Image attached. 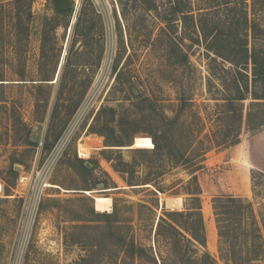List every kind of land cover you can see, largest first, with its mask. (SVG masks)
I'll use <instances>...</instances> for the list:
<instances>
[{
	"label": "rangeland",
	"instance_id": "1",
	"mask_svg": "<svg viewBox=\"0 0 264 264\" xmlns=\"http://www.w3.org/2000/svg\"><path fill=\"white\" fill-rule=\"evenodd\" d=\"M70 1L69 16L42 23L43 17L55 12L52 1L33 0V19L26 29L14 18L13 0H0L5 17L0 23V82L4 83L0 95L5 99L0 101V264H83L90 248L91 264H115V252L103 249L109 243L102 240V231L78 226L96 227L97 221L81 219H94L91 209L110 212L114 203L122 213L125 202L131 205L127 216L134 217L130 223L136 238L151 243L162 209L183 208L187 197L183 187L189 178L186 165L134 150L153 146L151 133L159 128L154 109L173 115L184 93L193 101L190 120L198 114L206 119L216 115L206 90L208 52L190 34L192 30L186 31L192 39L183 37L181 24L175 21V42L188 56V63L181 65L182 53L169 50L157 12L140 6L121 9L117 0ZM81 8L86 19L75 32L72 21ZM108 108L114 110L115 119L110 133L126 144L115 146L111 156L120 153L125 161L137 164L130 178L140 183L155 178L158 189L129 185L114 170L113 160L101 153L105 137L94 130L109 119V112L101 116V110ZM117 121L125 124L118 126ZM45 140L47 149H43ZM12 162L18 171L14 178L8 171ZM252 170L264 172V152L253 149L252 133L242 128L239 143L208 150L204 168L197 172L206 249L216 258L210 199L220 193L241 195L253 202L257 213L263 212L264 180L256 178L253 192ZM100 183L103 187H98ZM103 196L110 198L109 210L95 207V199ZM138 203L152 210L142 207L138 215Z\"/></svg>",
	"mask_w": 264,
	"mask_h": 264
},
{
	"label": "trees",
	"instance_id": "2",
	"mask_svg": "<svg viewBox=\"0 0 264 264\" xmlns=\"http://www.w3.org/2000/svg\"><path fill=\"white\" fill-rule=\"evenodd\" d=\"M13 2L14 18L21 24H26L27 29V24L33 19V0ZM117 2L121 9L126 6L127 8L140 6L146 11L157 12V16L164 23L161 31L168 34L169 50L174 52L176 49L178 54L182 53L179 57L181 65L188 63V56L175 42L174 36L177 34L175 21L181 24L183 37L192 39L186 33L189 29L192 30L190 34L195 35L196 42L201 43L208 52L206 90L211 94L210 99L214 101V108L217 110L212 119H209L210 117L206 119L198 114L195 119L190 120V115L195 113L193 101L183 93L178 98L179 102L173 115H168L164 109L160 112L154 109L156 115L153 116L159 128L155 133H151L152 148L134 149L138 153L165 157L172 164L186 165L189 173L183 187L187 196L183 200V208L162 209L155 224L154 235L150 237L151 243H143L136 238L130 223L134 217L127 216V212L131 210L130 204L124 203V213L117 208L116 203L112 211H102L110 209V198L106 196L95 199L96 209L102 212L91 209L90 216L94 219L85 217L81 219L88 222L97 221L98 225L78 226L99 228L102 231V240L107 239L109 243V246L103 245V249L111 248L115 252V264H218V261L223 264H256L257 261L264 260V211L257 213L251 200L232 193L215 194L210 199L217 233L218 257L207 251L201 202L202 187L197 175V172L204 168L206 152L213 147H229L239 143L242 128L252 133L253 149L256 146L257 151L264 152V0H117ZM159 9H162V13ZM91 11L99 17L92 7ZM122 11L125 15L124 10ZM69 12V10L53 12V16L43 17L42 23H49L60 16H69ZM85 13L81 8L74 24L75 32L83 19H86ZM3 21L4 14L0 13V23L4 24ZM46 28L47 26L43 25L42 34L45 38L48 35ZM119 59L120 57L117 60ZM117 65L118 62L115 63L114 72ZM1 77L2 75L0 80H3ZM215 83L220 88L216 87ZM3 85L4 83L0 82L1 93ZM216 90L221 97L216 95ZM58 96L59 93L57 99ZM4 100L1 94L0 101ZM107 112L109 119L105 118L99 123V128L94 130L105 137L106 147L101 153L106 159L113 160L114 170L119 172L129 185L149 184L158 189L155 178L150 177L142 183L130 178L135 176L137 164L125 161L120 153L116 157L111 156L115 146L126 144L121 138L110 133L114 131V123L111 125L115 120L114 110L102 109L101 116L106 117ZM116 124L122 127L125 123L117 121ZM207 127L210 129L205 132L204 129ZM49 147L45 140L43 149ZM83 162L81 161L82 168L89 172ZM8 171L12 178L17 176L18 171L14 169V162L10 164ZM250 178L254 192L255 180L256 178L264 180V172L252 170ZM88 186L90 184L86 185ZM142 207L152 210L147 205L138 203V215ZM92 252L93 249L90 248L89 254L81 259L83 264H91ZM104 259L108 257L104 256Z\"/></svg>",
	"mask_w": 264,
	"mask_h": 264
},
{
	"label": "water",
	"instance_id": "3",
	"mask_svg": "<svg viewBox=\"0 0 264 264\" xmlns=\"http://www.w3.org/2000/svg\"><path fill=\"white\" fill-rule=\"evenodd\" d=\"M51 1H52L53 9L55 12L67 11L72 6L70 0H51ZM76 18H77V16L75 15L73 18L72 24L75 23ZM63 59H64V56H63ZM62 62H60L59 65H62ZM16 168H18V167H16ZM98 187H103V184L102 183L98 184ZM156 223H157V220H156Z\"/></svg>",
	"mask_w": 264,
	"mask_h": 264
},
{
	"label": "built area",
	"instance_id": "4",
	"mask_svg": "<svg viewBox=\"0 0 264 264\" xmlns=\"http://www.w3.org/2000/svg\"><path fill=\"white\" fill-rule=\"evenodd\" d=\"M20 180H22V178L20 177ZM2 190V185L0 184V191Z\"/></svg>",
	"mask_w": 264,
	"mask_h": 264
}]
</instances>
